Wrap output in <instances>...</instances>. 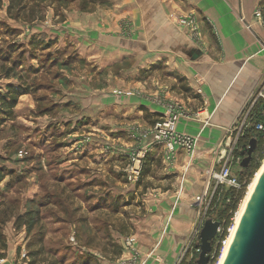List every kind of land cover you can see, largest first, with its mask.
Instances as JSON below:
<instances>
[{
  "label": "crops",
  "instance_id": "0c3cea01",
  "mask_svg": "<svg viewBox=\"0 0 264 264\" xmlns=\"http://www.w3.org/2000/svg\"><path fill=\"white\" fill-rule=\"evenodd\" d=\"M105 1L89 12L66 13L52 32L89 62H131L113 82L120 91L97 96L96 90L89 112L137 121L143 135L173 107L182 112L175 130L195 144L190 152L168 153L141 137L170 171L163 180L170 187L146 196L133 233L118 235L120 255L101 264H179L205 220L195 198L208 195L210 171L219 169L233 128L264 80V24L255 16L260 0Z\"/></svg>",
  "mask_w": 264,
  "mask_h": 264
},
{
  "label": "rangeland",
  "instance_id": "374dc122",
  "mask_svg": "<svg viewBox=\"0 0 264 264\" xmlns=\"http://www.w3.org/2000/svg\"><path fill=\"white\" fill-rule=\"evenodd\" d=\"M105 2L56 0L43 20L27 22L8 18V0H2L0 93L6 92L7 84L24 91L10 114L0 111V220L8 264L29 261V243L37 226L29 233V219L17 217L37 209L43 215L48 248L59 254L87 252L99 264L113 260L109 244L119 243V234L133 233L135 220L145 214L146 196L158 191L153 190L157 187H170L169 181L163 180L171 173L160 158L149 152L139 158L147 145L137 121L129 123L117 114L110 119L96 117L89 112L90 96H95L96 90L97 96L120 91L114 90L113 82L126 76L122 70L131 62L117 60L110 67L89 62L72 44L63 46L52 33L66 13L89 12L97 5L106 6ZM82 4L87 10L81 9ZM31 39L42 44L31 47ZM2 56L5 58L1 60ZM14 63L15 70L5 77L4 70ZM107 81L111 85L108 88ZM147 154L154 159L151 172L138 184L139 173L132 183L131 167L139 164L138 158L142 165ZM233 167L240 171L239 164ZM227 189L219 185L215 200L206 198L204 219L217 218V211L228 200ZM190 251L188 247L179 264L192 263ZM4 262L0 260V264Z\"/></svg>",
  "mask_w": 264,
  "mask_h": 264
},
{
  "label": "trees",
  "instance_id": "16d2710c",
  "mask_svg": "<svg viewBox=\"0 0 264 264\" xmlns=\"http://www.w3.org/2000/svg\"><path fill=\"white\" fill-rule=\"evenodd\" d=\"M56 0H8L6 7V14L8 18H13L15 20H24L27 22H33L36 20H43L44 13L48 7L52 5ZM61 2H67L68 0H57ZM74 1V0H73ZM259 5L261 8L264 5V0H260ZM2 6V0H0V7ZM82 10H87L84 4L81 6ZM262 21L264 24V8H262ZM31 39L29 45L35 47L36 44H42L41 42ZM5 56L1 57V60ZM7 59V58H6ZM2 66L4 63L1 64ZM14 66L6 67L4 70V76L9 77V75L15 70ZM24 91L20 90V87H16L13 84H7L6 92L0 93V111L6 115L11 113V108L16 103L17 97L22 94ZM253 121L261 122L264 125V102L258 100L253 107ZM254 139L256 142L255 148L253 150L251 159L245 167L240 166V171H238V179L241 183V187L238 189L228 188L226 191L227 201L224 202L223 207L217 211V218L215 220L219 221L223 229L222 236L226 235L227 227L232 223V218L234 212L237 210L238 205L241 203L246 187L252 181L253 175L256 173L260 162L264 158V133L257 131L253 126H250L244 131V134L240 136L232 148V155L241 156L240 152L243 150V147H247L250 143V140ZM242 159V156H241ZM154 164V159L149 154L144 156V160L141 165V171L138 179V184L144 179V176L151 172V167ZM240 165V164H239ZM219 185H217L212 190V195L210 197L211 202H213L217 196ZM210 201V200H209ZM210 202V203H211ZM46 205H41L45 207ZM210 206V205H209ZM29 219L28 230L29 233L32 232L35 226L37 230L33 234V241L29 243V248L32 247V250L29 251V261L27 264H99L97 259H94L89 253L81 252L74 254L71 251L69 254L57 253V251L52 248H48L45 245V231L43 223V215L40 209L30 210L22 215L17 217V220L20 219ZM214 220V219H213ZM2 221L0 220V259L5 258L6 256V239L2 230ZM107 233V232H106ZM89 242H85L88 245ZM80 245V244H79ZM112 249L113 258H116L120 255L122 251V246L119 243L113 242L109 244ZM214 240L212 242V248H214ZM213 250V249H212ZM219 254V247H216L215 254L212 259V262L216 260L217 255ZM193 258L191 264L194 263Z\"/></svg>",
  "mask_w": 264,
  "mask_h": 264
},
{
  "label": "built area",
  "instance_id": "2783aa9c",
  "mask_svg": "<svg viewBox=\"0 0 264 264\" xmlns=\"http://www.w3.org/2000/svg\"><path fill=\"white\" fill-rule=\"evenodd\" d=\"M255 16L257 19H262V13L261 10L257 9L255 10ZM261 100L264 102V80L257 89V91L253 94L252 98L250 99L249 103L247 104L246 108L244 109L243 113L241 114L239 120L237 121V124L232 130V136L231 141L227 144V149L225 153L221 156L220 160V167L218 170H212L210 171L209 178L213 185V188H215L217 185H225L227 188H235L238 189L241 187V183L238 179V170H236L233 165L240 164L241 162V156H234L232 155V148L237 139L244 134V131L249 128L250 126H253L255 130L261 131L264 133V125L261 122H254L253 121V107L255 103ZM182 114V112L178 109H175L173 107H169L163 116V118L160 121H157L154 123V125L146 130L141 137L151 138V144H158L162 145L165 148V151L168 153H172L176 150V148H181L185 150L186 152H190L195 144V139L192 136L181 134L177 132L174 128L175 122L178 119V117ZM235 132V133H234ZM142 149L143 151H140L141 154H138L139 158L143 157L144 152L148 151V145ZM139 152V153H140ZM138 158L139 164L131 167V172L129 174V180L134 183L137 180V177L140 173L141 169V159ZM212 195V194H211ZM206 193L197 196L195 198V203L199 206L203 205L204 202L207 200ZM209 197V196H208ZM210 199V197H209ZM233 228V223H231L226 231V235L222 236L223 229L222 227L217 229V233L214 237V245L212 252L210 253L211 260L209 264H218V260L221 256V253L225 247V245L228 242V237L230 235V232ZM199 231L200 227L198 226L191 235V238L188 241V247L191 249L190 253L194 255L193 258H196L198 255L200 249H199ZM216 247H219V254L216 257V260L212 262V259L215 254ZM192 258V259H193Z\"/></svg>",
  "mask_w": 264,
  "mask_h": 264
},
{
  "label": "water",
  "instance_id": "95a60500",
  "mask_svg": "<svg viewBox=\"0 0 264 264\" xmlns=\"http://www.w3.org/2000/svg\"><path fill=\"white\" fill-rule=\"evenodd\" d=\"M256 142L250 140L240 154L241 167H245L252 156ZM221 224L217 220L205 219L199 231V253L195 264H209L212 242ZM223 264H264V170L243 212L234 238Z\"/></svg>",
  "mask_w": 264,
  "mask_h": 264
},
{
  "label": "bare ground",
  "instance_id": "6f19581e",
  "mask_svg": "<svg viewBox=\"0 0 264 264\" xmlns=\"http://www.w3.org/2000/svg\"><path fill=\"white\" fill-rule=\"evenodd\" d=\"M263 170H264V158H263V160L261 162L260 167L256 171L252 181L248 185L247 190L245 192V195H244V197H243V199H242V201H241V203L239 205V209L237 210L235 218H234L233 228H232V230L230 232V235L228 237V242L225 245V247H224V249H223V251L221 253V256H220V258L218 260V264H223V262H224V260L226 258V255L228 253V250H229L230 245L232 243V240L234 238L235 232L237 230V227H238L239 222L241 220V217L243 215V212H244V210H245V208H246V206L248 204V201H249V199H250V197H251V195L253 193V190H254V188H255V186H256V184H257V182H258V180H259V178H260V176H261V174L263 172Z\"/></svg>",
  "mask_w": 264,
  "mask_h": 264
}]
</instances>
